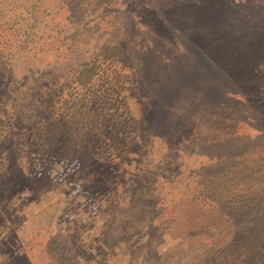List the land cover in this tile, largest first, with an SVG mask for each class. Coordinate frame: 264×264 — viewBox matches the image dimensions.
Listing matches in <instances>:
<instances>
[{"label": "rangeland", "instance_id": "374dc122", "mask_svg": "<svg viewBox=\"0 0 264 264\" xmlns=\"http://www.w3.org/2000/svg\"><path fill=\"white\" fill-rule=\"evenodd\" d=\"M83 67L96 72L76 86ZM8 73L27 75L16 132L49 102L54 122L130 123L150 182H117L113 211L109 196L81 204V160L24 149L18 187L0 195V264H167L227 234L233 255L264 257V0H0V85Z\"/></svg>", "mask_w": 264, "mask_h": 264}, {"label": "trees", "instance_id": "16d2710c", "mask_svg": "<svg viewBox=\"0 0 264 264\" xmlns=\"http://www.w3.org/2000/svg\"><path fill=\"white\" fill-rule=\"evenodd\" d=\"M88 68L89 67H83L72 76L71 80L76 86H80L92 80L96 71H91L92 68ZM25 76H27L25 73H20L15 77L8 73L6 75L5 85H0V112L5 115V119L1 121L0 124V151L2 150L4 153V155L1 154L3 159L5 158L7 160L5 162V164L7 163L6 172L9 173V175H6V178H4L6 179L5 181H3L4 179L2 181L0 179V195H6L9 189L18 187L16 177L21 171L16 158H20L19 156L22 154L23 150L29 147L40 153L44 151L53 153L66 165L79 160H81L78 164L79 166L84 163L83 172L86 171V176L85 182L81 184V204L87 205V203H89L88 205L90 206L95 203L97 206H100V204H102V197L107 198L109 196L111 198L107 201L109 203L108 206L111 208L110 210L113 211V209L117 207L113 198L121 196L119 191L120 186L117 185V182L123 181L126 184L134 178L137 182H139V180L143 182V184L139 186V190L143 189L139 194H143L146 191L145 189L148 187V182H150L149 174H139L136 172V168L134 167L136 159L134 157L138 156V154L131 152V146H135L136 142L138 145H142V140L138 138L139 141H137L135 137L129 138L126 135V132L133 129L130 123L122 122L119 129L117 127L118 123L110 122L111 119L101 121L97 114L92 115L90 118L85 117L84 120L78 123L71 120L68 116H63L59 123L54 122L53 116L46 112V108L49 107L50 111L52 106L51 102H49L45 110H42L38 116L26 122L24 127H22V131H17V133L12 115L20 107L17 105L18 97L16 96V91H21L18 85ZM9 82L10 85L7 86ZM33 84H36V81ZM28 97L31 104L26 113L28 112V114H30L36 110L37 101L40 100L37 99V96L32 99L30 94ZM37 120H39L37 124H34ZM72 122L78 127L76 130L77 134L67 137L66 135H60L58 137L54 135L53 129L56 127L55 125L58 127L62 125L63 127L65 126V128H69ZM139 125L142 126L141 121H139ZM59 138L63 139L58 141ZM88 149L91 154L94 152V155L91 157L90 153H84L85 150ZM108 157H112V160L116 159V164L114 166L107 165V163L110 162ZM61 172L62 170L58 175H61ZM81 173V170L77 171L76 176ZM7 180L10 182V185H7ZM102 185H106V187L102 188ZM130 195L131 194H129V196ZM232 239V234H227L222 237H212L208 248L204 249L202 252L190 250L191 240L189 239L187 248L190 251L184 253V255L186 254L185 259L196 258L200 264H233L235 262V264H248L255 258L254 264H264V257H253L255 251L241 253L243 250L238 244H234V246H237L238 250H236L239 254L233 255ZM181 251L182 253L186 251L185 247ZM165 252L167 251L165 250ZM157 255L158 253H156L154 257ZM171 255L172 254H166V259H164V261L167 262V264L171 263L174 256L178 258V261L172 264H182L185 260L183 259L184 256L179 253H175L174 256ZM233 257L235 258L234 260ZM159 259L160 254L159 257H157V260ZM185 264L191 263L185 262Z\"/></svg>", "mask_w": 264, "mask_h": 264}]
</instances>
